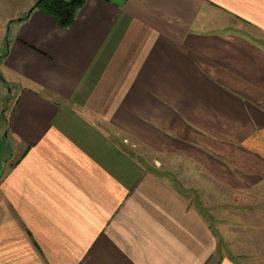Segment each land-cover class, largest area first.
I'll list each match as a JSON object with an SVG mask.
<instances>
[{"label": "crops", "instance_id": "crops-1", "mask_svg": "<svg viewBox=\"0 0 264 264\" xmlns=\"http://www.w3.org/2000/svg\"><path fill=\"white\" fill-rule=\"evenodd\" d=\"M37 1L0 0V264H237L186 190L264 220V0Z\"/></svg>", "mask_w": 264, "mask_h": 264}, {"label": "rangeland", "instance_id": "rangeland-1", "mask_svg": "<svg viewBox=\"0 0 264 264\" xmlns=\"http://www.w3.org/2000/svg\"><path fill=\"white\" fill-rule=\"evenodd\" d=\"M240 32H243V30ZM244 34L259 42L264 48V36L252 29L244 31ZM1 82L0 80V115L2 114L1 116L5 117V113L12 107L15 97L12 94H8V84L3 83V87ZM1 134H3V131H0L2 138ZM0 168L2 169L3 165L0 164ZM186 191L191 195V204L197 208L208 223H212V226L216 225V223L219 225V230L216 231L218 232L219 256H226L237 264H264V247H260L259 245V243L264 244V236L262 232L258 231H264L262 229L264 227V220L257 219L255 215H253V219H249L248 213L250 211L242 209L241 198H235V201H238L236 206L221 204L222 200L225 201L227 199L224 197V193L219 190V203L217 204L223 217L217 221L213 219L210 221V213L213 207L208 206L206 203L213 204V201L208 198V192L205 190ZM228 216L230 217L227 219Z\"/></svg>", "mask_w": 264, "mask_h": 264}, {"label": "trees", "instance_id": "trees-1", "mask_svg": "<svg viewBox=\"0 0 264 264\" xmlns=\"http://www.w3.org/2000/svg\"><path fill=\"white\" fill-rule=\"evenodd\" d=\"M85 0H38L33 7L41 14L54 20L59 28L66 29L74 22L76 11Z\"/></svg>", "mask_w": 264, "mask_h": 264}]
</instances>
